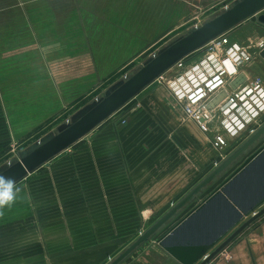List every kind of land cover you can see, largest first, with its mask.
<instances>
[{
    "label": "rangeland",
    "instance_id": "obj_1",
    "mask_svg": "<svg viewBox=\"0 0 264 264\" xmlns=\"http://www.w3.org/2000/svg\"><path fill=\"white\" fill-rule=\"evenodd\" d=\"M234 1L144 0L143 29L145 35L152 38L149 47L141 55L128 57L125 63L106 73L99 66L98 58L93 56L90 48L93 43V35L89 31L91 25L86 23L90 17L93 20L96 8L103 7L100 4L103 0H0V100L7 104V118L0 116V171L9 161L17 160L19 155L29 152L76 120L98 98L131 76L161 49L218 15ZM260 15H264V10L222 36L233 39L247 52L248 58L241 62L240 73L233 79L240 78L237 84H244L257 76L264 78V71L259 70L260 67L264 68V25L258 22ZM200 53L201 49L188 55L187 59L192 60ZM165 82L164 79L161 82L154 80L108 117L100 126L103 129L85 135L17 182L21 189L20 199L0 216V264H59L63 260H70L72 253H91L93 250L89 247L96 245L102 246L99 250L108 255L106 262L109 263L153 223L157 217H147L136 225L131 213L127 216L125 212L124 215L121 213V202L113 201L110 214L103 211V215L92 218V228L79 226L78 238L74 234V243L79 240L77 243L81 248L72 249L71 226L77 220L80 224L85 218L71 215L73 204L67 198L72 185L68 178H71L72 171L77 170L84 177L89 171L100 176L104 172L107 177L115 175L117 170L112 167L111 155L118 142L116 130L128 123L129 114L145 96L156 94L174 100ZM261 124H264V116H261L257 127ZM191 126L199 132L195 125L191 123ZM249 136L244 132L229 140L228 145L220 151L221 157L208 141V158L212 156L218 161L214 163L211 160L202 172L197 170L199 159L193 147L188 153L185 152V158L190 154L192 161V169L189 167L190 170L185 171L201 173L192 178V184L207 175ZM207 138L210 140L209 135ZM262 145L264 135L144 244L153 242L150 244L161 247L158 239L200 202L198 197L203 199L204 195L207 196ZM183 150L179 148L178 156ZM93 164H96L95 167H90ZM188 187L183 194L192 186ZM55 192L59 194L58 199ZM57 204L65 214L61 216L63 231L60 233L55 231L54 210ZM83 211L81 208L82 216ZM254 222L233 240L238 239ZM46 224L47 228L44 227ZM88 243L91 245L85 246ZM223 249L211 263L216 262ZM136 250L131 256H135Z\"/></svg>",
    "mask_w": 264,
    "mask_h": 264
},
{
    "label": "crops",
    "instance_id": "obj_2",
    "mask_svg": "<svg viewBox=\"0 0 264 264\" xmlns=\"http://www.w3.org/2000/svg\"><path fill=\"white\" fill-rule=\"evenodd\" d=\"M100 4L103 7L96 8L93 20L90 17L86 23L91 25L89 31L93 35V43L90 48L93 56L98 58L97 62L102 71L109 73L125 63L128 57L139 56L145 52L152 38L146 36L143 29L144 0H103ZM138 10H141L140 13ZM259 70L262 72L264 68L260 67ZM0 104V116L2 119L3 116L7 118V104L3 100H0ZM189 121L184 120L181 108L169 96L147 95L129 114L128 123L122 129L116 130L118 142L111 155V164L116 168V174L107 177L105 172L100 176L89 171L84 177L80 175V171H72L71 178H68L72 189L67 198L73 204L71 215L85 218L80 224L77 220L71 226L72 249L81 248L77 243L79 240L74 243V234L78 238L79 226L92 228V218L103 215V211L110 214L113 201L121 202V213L124 215L125 212L126 216L131 213L136 225L147 217H157V220L186 194L188 190L184 194L183 192L187 186L193 187L203 178L192 184V178L201 173L185 171L192 169L190 154L185 158V152L188 153L193 147L199 159V168L196 167L201 172L211 160L214 162L216 159H212V156L208 158L209 148L206 146L210 140ZM101 124L89 133L103 129L100 128ZM211 147L213 148L212 145ZM179 148L184 150L178 156ZM100 168L104 170L102 166ZM55 196L58 199L59 194L55 192ZM200 197L198 199L201 201ZM81 208L84 209L83 216L80 215ZM184 209L185 207L177 215ZM54 211L55 231L60 233L63 231L61 216L64 217V210L57 204ZM47 226L44 225L45 228ZM47 239L46 237L45 243ZM150 243L153 242L143 244L136 250L135 256L130 254L120 264H180L164 249ZM89 245L91 243L85 244ZM89 248L93 250L91 253H72L70 260H63L59 264L107 263L108 255L99 250L102 246ZM223 250L216 257L215 264H264V216L255 220L250 228ZM92 258L94 260L90 261Z\"/></svg>",
    "mask_w": 264,
    "mask_h": 264
},
{
    "label": "water",
    "instance_id": "obj_3",
    "mask_svg": "<svg viewBox=\"0 0 264 264\" xmlns=\"http://www.w3.org/2000/svg\"><path fill=\"white\" fill-rule=\"evenodd\" d=\"M262 10H264V0H235L218 15L195 26L161 49L131 76L98 98L76 120L29 152L19 155L18 159L13 161L11 168L7 165L0 173L13 177L16 182L20 181L87 135L177 61L200 50L211 40ZM258 22L264 25V15L258 17ZM262 55H264V49H262ZM238 79L240 78L233 80L229 86L236 87ZM224 96L225 92H220L212 98L208 106L213 107ZM262 135H264V124H261L220 164L107 264H120L137 248L150 240ZM260 163H264V145L250 154L205 198L164 233L158 239V244L180 264H212V259L225 246L252 222L264 215V164ZM255 169L260 170L256 172ZM208 210L209 216L201 218ZM198 220L199 222L195 223ZM227 234L228 236L221 241Z\"/></svg>",
    "mask_w": 264,
    "mask_h": 264
},
{
    "label": "built area",
    "instance_id": "obj_4",
    "mask_svg": "<svg viewBox=\"0 0 264 264\" xmlns=\"http://www.w3.org/2000/svg\"><path fill=\"white\" fill-rule=\"evenodd\" d=\"M223 35L204 45L196 58L180 59L155 79L166 80L183 115L203 134L210 136L219 157L229 140L244 132L251 135L264 116V78L257 76L236 88H229V82L240 73L241 62L248 57L241 44L238 46ZM222 91L225 96L209 107L212 98Z\"/></svg>",
    "mask_w": 264,
    "mask_h": 264
},
{
    "label": "clouds",
    "instance_id": "obj_5",
    "mask_svg": "<svg viewBox=\"0 0 264 264\" xmlns=\"http://www.w3.org/2000/svg\"><path fill=\"white\" fill-rule=\"evenodd\" d=\"M13 162H8V167L11 168ZM21 189L17 186V182L13 177H7L0 173V216L4 215V210L11 209L17 202Z\"/></svg>",
    "mask_w": 264,
    "mask_h": 264
},
{
    "label": "bare ground",
    "instance_id": "obj_6",
    "mask_svg": "<svg viewBox=\"0 0 264 264\" xmlns=\"http://www.w3.org/2000/svg\"><path fill=\"white\" fill-rule=\"evenodd\" d=\"M260 164H264V163H260ZM259 170H260V169H258V170L255 169L256 172H259ZM208 212H209V210H208L207 212H205L203 215H205V216H209V213H208ZM207 213H208V214H207ZM203 215H202V216H203ZM205 216H204V217H205ZM198 221H199V220H198ZM198 221H195V223H198Z\"/></svg>",
    "mask_w": 264,
    "mask_h": 264
},
{
    "label": "flooded vegetation",
    "instance_id": "obj_7",
    "mask_svg": "<svg viewBox=\"0 0 264 264\" xmlns=\"http://www.w3.org/2000/svg\"><path fill=\"white\" fill-rule=\"evenodd\" d=\"M222 239H223V238H222ZM222 239H221V240H222ZM212 264H215V263H212Z\"/></svg>",
    "mask_w": 264,
    "mask_h": 264
}]
</instances>
